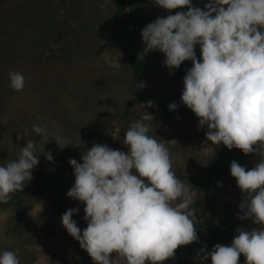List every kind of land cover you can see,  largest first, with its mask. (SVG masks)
I'll return each mask as SVG.
<instances>
[{"label":"rangeland","instance_id":"obj_1","mask_svg":"<svg viewBox=\"0 0 264 264\" xmlns=\"http://www.w3.org/2000/svg\"><path fill=\"white\" fill-rule=\"evenodd\" d=\"M205 3L207 0H193V5L201 9ZM181 10L186 11L187 6L169 12L153 0H128V9L117 21L111 0H7L0 6V165L15 159L27 139L35 141L37 152L43 147L45 141L32 131L34 124L48 129L50 140L44 152L51 151L53 156L48 161L44 152L39 154L32 179L25 181L24 188L28 190L19 194L21 200L0 203V250H14L20 264H72L78 259H92L61 222L67 209L78 207L73 219L79 228L87 226L83 219L84 203L66 195L75 180L68 160L75 158L82 163L81 155L88 148L77 147L84 141L90 142L91 131L98 138L97 143L127 152L122 129L127 130L147 111L154 117L148 135L166 145L176 177L191 189L199 240L189 244L201 247L210 239L199 227L202 215L229 222L236 229L260 227L250 218L237 217L244 194L230 169L223 172L215 168L218 158L235 147L229 150L222 142L213 145L207 141V126L200 128L199 118L181 102L183 77L159 72L164 55L159 50L140 56L144 47L141 29L135 27L132 31L133 27H128L131 22L143 21V28L157 16ZM117 29L124 35L113 42ZM123 45H130L137 58L147 61L138 82L145 83L143 88H134V75L125 60ZM99 47L103 49L98 52ZM194 50L199 59V45ZM182 64L186 68L192 66L190 60ZM11 71L23 74L22 90L9 87ZM148 101L153 102V107L142 104ZM130 102L133 104L126 115L124 109ZM172 102L178 107L170 111L168 105ZM101 103L105 106L100 107ZM154 105L160 106V110H154ZM100 110L105 112L102 117ZM119 112H123L121 117H109ZM18 132L25 137L17 140ZM53 135L64 136L71 145L60 150L51 139ZM189 143L191 152L187 151ZM259 159L257 153H248L238 163L247 170ZM66 164L67 173H61L58 167ZM210 175H213L210 182L216 187L203 190L194 182H205ZM217 243L227 246L223 240ZM162 264H201V261L186 254H174ZM207 264H211L210 257ZM238 264L244 261L239 259Z\"/></svg>","mask_w":264,"mask_h":264},{"label":"clouds","instance_id":"obj_2","mask_svg":"<svg viewBox=\"0 0 264 264\" xmlns=\"http://www.w3.org/2000/svg\"><path fill=\"white\" fill-rule=\"evenodd\" d=\"M153 3L169 12L185 6L187 10L157 16L143 27L139 55L159 50L170 74L190 60L180 99L199 118L198 126H207V141L260 157L247 170L238 163L241 160L230 163V174L244 194L236 215L260 227L238 228L227 246L202 247L199 260L207 264L210 257L211 264H238L243 254L244 264H264V0H207L204 9L193 0ZM8 75L9 87L22 90L23 74ZM145 86L140 82L136 87ZM142 104L153 107L152 101ZM177 107L176 102L168 105L170 111ZM153 118L147 111L130 124L123 138L127 152L95 143L83 151L82 163L68 160L75 180L66 195L84 203L87 226L81 229L73 219L78 207L67 209L61 222L93 264H162L178 246L199 240L191 189L176 177L166 145L148 135ZM32 131L45 143L37 152L35 141L27 139L15 159L0 165V203L10 193L23 191L49 141L46 127L34 124ZM23 137L17 133V140ZM51 139L60 150L71 145L61 135ZM44 155L53 160L51 151ZM0 264H20V259L14 250H0Z\"/></svg>","mask_w":264,"mask_h":264},{"label":"trees","instance_id":"obj_3","mask_svg":"<svg viewBox=\"0 0 264 264\" xmlns=\"http://www.w3.org/2000/svg\"><path fill=\"white\" fill-rule=\"evenodd\" d=\"M7 0H0V6L3 5V3H5ZM111 2L114 4V7H115V11H116V16H117V21H118V18L124 16L123 14L125 13V11L128 9V0H111ZM141 6L143 7V4H141ZM186 7V6H185ZM145 13H147L149 15V12L144 10ZM150 16V15H149ZM147 20V19H145ZM119 23H124L123 21L119 22ZM106 25V24H104ZM117 25V24H116ZM142 26H143V21H141V23H137V22H131L128 24V27H133L131 30L132 31H135V27H138L139 29L142 30ZM120 29V28H119ZM116 30V32L114 33L116 38L113 39V42H115L116 40L118 41V39L121 37H123L124 33L122 31H119ZM96 31H94V34L97 38H99L97 35H96ZM66 38V37H64ZM97 40V44H98V39ZM52 45V43H50V46ZM96 45V44H95ZM102 48H100L98 50V52L100 50H102ZM124 54H125V60L126 62H128V64L130 65V68L133 72V75H134V88H136L139 80L141 79L142 77V74L144 73L145 69H146V66H147V61L143 58H137L133 53H132V47L130 45H125L124 46ZM95 55V54H94ZM162 59L164 60L165 59V56L163 55ZM186 67L181 63V65L178 67V68H175V69H172L171 72L172 74H170V70L163 65V61H162V66H161V69L159 72H161V70L168 74L169 76L171 77H184L186 75ZM183 74V76H181ZM169 77V78H171ZM174 84V83H173ZM173 84H169L171 86H173ZM139 98V97H138ZM138 98L135 100V101H138ZM132 104L133 102H130L129 104H127V106L125 107L124 109V112L125 114L127 115L130 110H131V107H132ZM101 106H105V104L101 103L100 104V107ZM160 106L158 105H154V110L158 111L160 110L159 108ZM99 111V107L97 109ZM80 111L83 113L84 110L80 109ZM101 112V110H100ZM104 111H102L100 114H99V117H102L104 116ZM123 115V112H119V113H113L111 114L109 117L111 119L113 118H117V117H121ZM93 126H90V128L92 129ZM126 132V128L124 127L122 129V138H124V134ZM151 131L148 132V134H150ZM117 134H120L121 132H116ZM96 135H94L91 131V133H89V139H90V142L86 143L84 141L83 144L81 145H78L77 148H85L87 147L88 149H90L93 144L97 143L98 141V138L95 137ZM174 138L176 137L175 134H173ZM187 151H192V148H191V145L189 143V145L187 146ZM242 150L238 149V148H235L233 149L232 151H229V153L227 154H224L222 156H220L217 160V163H216V166L215 168L217 170H223V172H226L228 169H230V163L233 161V160H236L237 162L241 159H243L247 154H244L243 152H241ZM66 162V161H65ZM58 168H61L59 169L61 173H67L68 171V165L66 164L65 166H62V167H58ZM214 175V173H213ZM212 175V176H213ZM211 175L206 179L205 182H202V181H198V180H194V182H196L199 187H201L203 190L205 189H211L212 187H216L214 186L213 182H210V178L212 177ZM221 179H219V182H220ZM28 189L27 188H24L23 191H17L14 195H12L9 199H12V200H21V199H18L19 197V194L21 192V194L25 193ZM39 194L41 192H38ZM59 204H60V200L57 201ZM5 203H8V202H5ZM205 215H202L201 216V219H202V222L201 224L199 225V227L201 228V230L203 232H206L210 239L208 241H206L201 247H197L193 244H189L187 247L181 245V246H178V248L175 250L174 254L176 255H189L195 259H199V256L203 255V253L200 252V249L202 247H205L207 248V250H211L213 248V246L215 244H217L218 241L220 240H223L227 245L231 244V241L233 239V237L237 234L236 232L239 231L238 229H236V227L232 226L231 223L229 222H226L224 220H217V219H214L213 217H211L210 215H206V217H204ZM239 259H241L242 261H245V257L243 254L240 255ZM72 264H93V261L92 259L90 261H87L85 259H78L77 261H74Z\"/></svg>","mask_w":264,"mask_h":264},{"label":"bare ground","instance_id":"obj_4","mask_svg":"<svg viewBox=\"0 0 264 264\" xmlns=\"http://www.w3.org/2000/svg\"><path fill=\"white\" fill-rule=\"evenodd\" d=\"M120 25V24H119ZM86 32V31H85ZM90 32V31H89ZM128 34V33H127ZM98 35V34H97ZM125 37V36H124ZM121 38V37H120ZM101 39V38H100ZM100 42V41H99ZM124 46V45H123ZM143 46V45H142ZM108 47V46H107ZM114 47V46H113ZM100 48V47H99ZM94 50V49H93ZM99 50V49H98ZM133 53V52H132ZM101 56V55H100ZM50 140V138H49ZM55 144V143H54ZM58 148V147H57ZM242 152V151H241ZM60 154V153H59Z\"/></svg>","mask_w":264,"mask_h":264}]
</instances>
